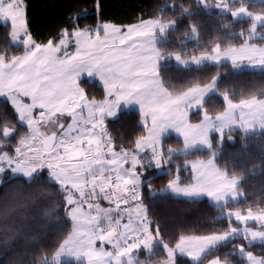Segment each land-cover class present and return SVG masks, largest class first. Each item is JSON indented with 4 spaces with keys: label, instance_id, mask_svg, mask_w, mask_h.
<instances>
[{
    "label": "snow or ice",
    "instance_id": "snow-or-ice-1",
    "mask_svg": "<svg viewBox=\"0 0 264 264\" xmlns=\"http://www.w3.org/2000/svg\"><path fill=\"white\" fill-rule=\"evenodd\" d=\"M198 2L209 7L204 0ZM93 4L95 9L102 7L99 0H93ZM214 7L221 8V5L218 3ZM222 10L230 12L232 17L252 18V33L258 24L264 25V16L250 13L243 0L235 10L227 3ZM0 21L10 27L8 36L12 43L19 42L23 48L20 55L0 53V97L10 104L18 121L26 125V131L19 133L5 123L7 117L0 118V138L19 136L14 154L0 152V174L6 171L21 174L31 182L46 171L48 179L64 192L68 217L72 221V230L59 244L53 260H45L42 264H60L59 258L65 254L76 261L84 257L87 264H134L133 250L151 251L154 241L161 243L169 257L164 264H174L172 258L177 250L197 262L203 254L236 235H242L249 243L257 239L264 241V210L257 215L251 210L247 215L239 211L227 213L228 218L234 217L237 222L260 223L261 230L229 227L222 234L181 236L175 248L163 243L158 229L155 238L151 234L153 224L147 217L140 191L144 173L137 168H143L144 161L138 150L147 145L151 150L149 165L154 163L157 169L162 162H171L173 149L167 150L168 160H165V153L158 150V133L164 131L165 121L176 120L179 114L180 122L174 127L184 138L185 151L202 144L211 152L213 143L209 127L223 134L226 122L235 123L237 108L242 112L248 109L250 114L258 110L259 127L264 129V98L253 96L237 104L227 93L222 94L227 104L223 113L212 118L205 112L199 124L187 123L184 119L187 109H203L205 98L216 90L218 77H213L212 83L204 87L193 86L176 95L164 87L159 61L170 58L171 54L160 53L156 44L158 37L166 34L175 21L166 24L163 19H141L139 24L121 28L101 18L94 27L73 30L66 27L57 37L44 42L37 41L29 29L24 0H0ZM191 32L197 33L195 26L191 27ZM220 48L217 44L211 49L213 55L193 56L191 61L182 59L186 53H177L174 58L187 66L189 63L201 65L205 61L218 64L223 57L230 59L236 69L245 60L253 68L264 69V48L247 42L239 47L230 46L223 53ZM85 76L98 77L102 81L106 97L103 101L87 99L88 94L81 86ZM122 103L138 104L145 123L149 113L151 115L148 136L137 139L134 150L121 148L116 151L105 126L106 120L118 117ZM239 119L243 120V115ZM240 127L245 128L243 124ZM211 154L215 157V152ZM199 163L201 168L205 166L204 162ZM207 164L212 166L213 160H208ZM191 167L192 182L180 186L177 175L168 184L172 192L191 198L206 195L217 202H227L229 197L236 199L239 195L236 191L238 181L229 179L226 172L215 169L206 180L205 173L196 175L199 171L196 163ZM99 199L115 207L101 208ZM132 209H140L135 213V224ZM124 213H128L127 220ZM97 241L99 247H96ZM105 244L111 249L105 248ZM239 252L248 264H264V257L246 252L244 245L239 246ZM210 264H222V261L216 257Z\"/></svg>",
    "mask_w": 264,
    "mask_h": 264
},
{
    "label": "trees",
    "instance_id": "trees-1",
    "mask_svg": "<svg viewBox=\"0 0 264 264\" xmlns=\"http://www.w3.org/2000/svg\"><path fill=\"white\" fill-rule=\"evenodd\" d=\"M99 2L102 7L95 9L93 0H24L29 29L37 41L44 42L50 37H57L66 27H94L101 18L106 22L125 25L139 19L162 16L163 19L175 21V24L157 43L158 48L166 52L186 53L183 55L185 57L211 52L217 44L221 45L222 50L240 46L246 41L251 23L250 19H233L229 13H219L214 8L204 10L196 0ZM245 3L253 11L264 14V0ZM192 26L196 27L197 33L188 38L192 34ZM260 28H264V25ZM9 32L8 25L0 23V53L7 51L9 55H14L23 48L11 42ZM249 40L263 42L264 38ZM159 67L164 87L173 94L191 86L206 85L212 82L213 77H218L215 92L205 98L203 111L209 115L226 108L223 93H227L233 103L253 96L264 97V69L261 68L235 69L229 62H204L197 66L182 67L170 60L163 61ZM81 86L89 97L104 98V91L95 80L84 77ZM200 112H190L189 119L199 118ZM2 117H7L5 123L13 125L17 132L23 133L25 130L16 121L12 107L5 99H0ZM105 126L114 141V147H131L146 131L136 109L120 110L117 118L106 120ZM17 137L13 135V142ZM211 140V152L217 153L215 164L228 176L240 179L237 188L242 196L235 201H227L223 206H215L206 198H180L159 191L177 171L182 175L180 182L189 181L188 163L197 159L205 160L212 154L206 148L173 155L165 172L145 176L140 190L147 216L153 224L152 230L158 229L160 239L169 247L174 246L181 236L221 233L231 226H240L233 219L221 216L225 210L264 208V129L244 133L232 128L222 135L211 133ZM182 146L181 139L173 134L164 136L161 142L165 156L169 148L180 149ZM13 201L16 206H12ZM64 210L63 191L45 174L36 176L31 182L19 175H6L0 183V264H42L45 260L49 261L71 229ZM42 214L46 217H40ZM21 215L26 216V223L19 221ZM37 223L43 229L29 235ZM239 244L264 257V241L247 243L242 235H238L205 253L197 262L185 255L175 254L174 264H202L204 259L212 256L220 257L228 264H244V258L235 251ZM141 255L145 263L158 262L167 256L161 243L154 244L152 253ZM60 264L80 263L64 260Z\"/></svg>",
    "mask_w": 264,
    "mask_h": 264
},
{
    "label": "rangeland",
    "instance_id": "rangeland-1",
    "mask_svg": "<svg viewBox=\"0 0 264 264\" xmlns=\"http://www.w3.org/2000/svg\"><path fill=\"white\" fill-rule=\"evenodd\" d=\"M196 1L198 2V0H196ZM247 1H250V0H243V3H244L245 7L248 9V11H249L250 13H252L253 15H262V16H264L263 13H261V12H257V11H253L252 9L248 8L247 5H246V3H245V2H247ZM240 2H241V0H204V3H206V4L209 5V7H207V8L204 7L203 4H201V3H199V2H198V3L202 6V8H203L204 10H210V8H214V9H215L217 12H219V13H229V14H230V12H228V11H223V10H222V8H223V4L227 3V4H229L230 7H232V10H235V7H238L239 4H240ZM218 3L221 5V8H216V7H214V5H215V4H218ZM164 5H165V4H164ZM230 15H231V14H230ZM161 17H162V16H161ZM161 17H160V16H159V17H158V16H157V17H149V18H145V19H143V20L147 21V20L163 19V18H161ZM232 18H233V19H250L251 23H250L249 31H248L247 34H246V41H245V42H247L248 44H253V45H255L257 48H264V41H263V42H255L254 40H253V41H252V40H249V39H262V38H264V28H260L261 25L258 24L255 33H252V32L250 31L251 24L254 22V21H252V18H250V17H248V16H246V15H241V16H238V17H232ZM140 21H141V19H139L138 22H136L135 24H139ZM163 21H164V23L167 24V23H169V22H171V21H173V20H170V19H166V18H165V19H163ZM0 23L5 24V22H3V21H0ZM109 23H113V22H109ZM8 24H10V22H8ZM114 24H115V23H114ZM6 25H7V24H6ZM116 25L119 26V27H121V28H123V27L128 26L129 24H126V25L116 24ZM131 25H133V24H131ZM173 26H174V25H173ZM173 26H172V27H173ZM8 27H9V26H8ZM172 27H170V28H172ZM9 28H10V27H9ZM84 28H86V27L79 28V29H84ZM170 28H169V29H170ZM169 29H168V30H169ZM69 30H73V29L71 28V29H69ZM164 35H165V34H164ZM164 35L158 37V41H157V43L163 40ZM192 36H194L193 33H192L191 35H189L188 38H190V37H192ZM11 42H12V41H11ZM245 42H244V43H245ZM244 43H243V44H244ZM15 44H19V42H16ZM19 45H20V44H19ZM233 47H235V46H233ZM238 47H239V46H238ZM156 48L158 49V51H159L160 53H163V54H165L166 56H167L168 54H171L170 58H166V59H164V60L159 61V65H160L163 61H169V60H170V61H172V62H173L175 65H177V66L185 67V65H182V64L178 63V62L175 60V58H174L175 55H176L177 53H179V52H166V51L160 50V49L158 48L157 44H156ZM227 49H228V48L223 49V50L220 49V52L223 53V52H225ZM22 53H23V49H22L21 52H19V53H17V54H14V55H20V54H22ZM213 54H214V53H212V52H208V53H200V54H198L196 57H199V56H206V55H213ZM192 57H193V56H189V57L182 56V59H183V60H186V61H191ZM205 62L214 63V62H211V61H205ZM222 62H229V63H231V60H230V59H225V58L222 57L220 63H222ZM203 63H204V62H203ZM215 64H217V63H215ZM218 64H219V63H218ZM231 64H232V63H231ZM189 65H190V66H191V65H193V66H197V65L192 64V63H189L187 66H189ZM240 68H252V69H258L259 67L253 68V67H251V66L248 64V61L245 60ZM235 69H236V68H235ZM83 78H84V77H83ZM85 78H87L88 80H95L96 83L99 84V85L102 87L103 91H104V98H103V99H97V98H93V97H89V96H87V99H88V100H92V99H94V100H96L97 102L103 101L106 97H105V90H104V86H103L102 81H100L98 77L88 78L87 76H85ZM210 83H212V82H210ZM210 83H208V84H210ZM208 84H206V85H208ZM206 85H203V86L195 85V86L204 87V86H206ZM191 87H193V86H191ZM189 88H190V87H189ZM189 88H187V89H185V90H183V91H181V92H179V93L186 92ZM179 93H177V94H179ZM173 95H176V94H173ZM209 95H210V94H209ZM261 98H264V97H261ZM0 99H5V98L0 97ZM238 103H239V102H237V104H238ZM226 108H227V104H226ZM226 108H225L223 111H221V112H219V113H216L215 115H209V114H207V115H208L209 117L215 118L217 115H220L221 113H223V112L226 110ZM123 109H136V110L140 113V123L144 126V128H145V130H146V131H145V134H144L143 136H141V137H145V138H147V136H148V131H149V130L151 129V127H152V124H151V115H150V113H149V115H148V117H147V123H145V122H144V118L142 117L141 112H140V106H139L138 104H135V103H132V104H125V103H122V104H121V107L119 108L118 111L123 110ZM12 110H13V109H12ZM196 110H198V109H196L195 107H193V108H191V109H187V113H188V114H187L186 117H184V119L187 121V123H190V124H199V123L203 120V117H204V115H205V112L203 111V109H199V110H201V112H200L201 116H200L199 118L194 119V120H190V119H189V114H190V112H192V111H196ZM144 111L147 113V112H148V109L145 108ZM13 112H14V111H13ZM14 114H15V112H14ZM241 115H243V117H244L243 120L239 119V117H240ZM15 117H16V121H17L19 124H21V123L18 121V117H17L16 114H15ZM85 118H87V111H85ZM180 119H181V117L179 116V114H177V118H176V120H172L171 118H169L167 121H165V125H166V126H165V125H162V127H164V131H163L162 133H158V136H159L158 150H160V151H162V148H161V142H162V139H163L164 136H166V135H168V134H173V135H175V136H178V137L181 139V141H182V143H183L182 148H180V149H173V152H172L171 158H172L173 155H183V154H186V153H188V152H191V151H193V150H195V149H206V148H207L206 146H204V145H202V144H197L196 147H194V148H190V149H188L187 151H185L184 138H183V136H182L179 132L176 131V129H175V127H174V125H175L176 123H179V122H180ZM234 120H235V123H232L231 121L225 123L224 131H226V130H228V129H232V128L239 129V130L243 131L244 133L256 132V131L262 130V129L259 127V124H260V117H259V114H258V110H255L254 113H251V114H250V111H249L248 109H244L243 112H242L239 108H237V109L235 110V112H234ZM241 124H243V125L245 126V128L250 129V130L245 131V128H241V127H240ZM7 125H8V124H7ZM21 125H23V124H21ZM8 126H11V125H8ZM23 126L25 127V130H23V132H25V131H26V125H23ZM253 126H255V127H253ZM11 127H14V126L12 125ZM211 133H216V134L222 135V134H220V133H217L212 127H209L208 134H209L210 139H211ZM141 137H139L138 139H140ZM12 139H13V136H12L11 138H0V144L3 145L2 147H0V152H2V151H8L9 154H14V149H15V147L18 145L19 136L16 138V140H15L14 142H13ZM121 148H123V149H125V150H134V149H135V144H134L133 146H131V147H114V149H115L116 151H119ZM216 154H217V153L215 152V156H216ZM138 155H139V156L143 159V161H144V166H143V168H140L139 166H138V168H137L138 171H142V172L144 173V175H143V177H142V180H143V181L145 180V176H147V175L156 174V173H161V172H165V171L167 170V164H168V163H163V162H162V166H161V168H159V169L155 168L154 163H153L152 165H149V160H150V157H151V150H150V148L147 147V145H143V146L138 150ZM168 159H169V157H168V156H165V160H168ZM210 159L213 160V165H212V166H209V165L207 164V161L210 160ZM214 159H215V157H213V156L211 155L210 157H208V158L205 159V160L197 159V160L190 161V162L188 163V165H189V173H190L189 177H190V179H189V181H187V182H180V186H183V185H185V184H189V183L192 182V178H193V169H192V167H191L192 163H196V164H197V169H199V171L196 173L197 176H199L201 173H205V174H206V177H205L206 180H207L208 177H211V176L213 175V171H214L215 169H219V168L217 167V165L215 164ZM199 162H204V165H205V166H204L203 168H201ZM125 167H128V165H125ZM151 169H153V170H151ZM219 170H220V169H219ZM221 171H222V170H221ZM187 173H188V171H187ZM41 174H45V175L47 176V172H46V171L42 172ZM6 175H8V176H15V175L22 176L21 174H15V175H13L11 172L6 171L5 173L0 174V183L5 179V176H6ZM177 175H179L180 178L182 177V175L177 171V172L173 175V178L169 179V180L167 181V183L164 185V187H162L159 191H161V192H169V194H171L172 196L180 197V198H187V199L206 198L211 204H213V205H215V206H223V205L226 203L225 201H219V202L214 201L213 199H211L210 197H208V196H206V195H202V196H199V197L191 198V197H185V196H183V195H180V194H177V193L172 192V191L168 188V184H169L170 180L174 179ZM22 177H23V176H22ZM24 178H25V177H24ZM47 178H48V177H47ZM228 178H229V179H231V178H235L238 182H239V180H240L238 177H235V176H233V177L228 176ZM25 179H26V178H25ZM237 185H238V184H237ZM236 191L239 193V195L237 196V198H236V199H232L231 197H229V198L227 199V201H235V200H237L239 197L242 196L241 191H240L237 187H236ZM63 197H64V192H63ZM13 200H15V198H14ZM99 200H101V199H99ZM102 200H103V199H102ZM98 202H100V201H98ZM103 202H104V205L101 206V208H109V207H112V208H113V206L110 205L107 201L103 200ZM14 203H15V201L12 202V206H16V205H13ZM64 203H65V199H64ZM144 206H145V205H144ZM139 210H140V209H138V211H139ZM249 210H251V211L253 212L254 215H257V214H259L262 210H264V208H259V209H247V210H244V211H242V210H237V209H234V210H225V211L221 214V216H223V217H225V218H228V217H227V213H228V212L235 213V212H237V211L241 212V213L244 214V215H247V213H248ZM64 215H65V217H67V218L69 219V221L71 222V229H70V231H69V232H71V230H72V221H71L70 218L68 217V213H67V205H66V203H65ZM40 217H46V216H44V214H42V216H40ZM147 217H148V216H147ZM26 219H27L26 216L21 215V219H20L19 221L22 222V223H26ZM148 219H149V218H148ZM230 219H233L235 222H237V221L235 220L234 217H232V218H230ZM149 220H150V219H149ZM133 221H134V224H135V216H133ZM49 223L51 224V222H49ZM237 223L240 224V226L236 227V228H239V229H243V228H245V227H248V228H251L252 230H261V224L258 223V222H256V221H248L247 224H244V223H241V222H237ZM231 227H234V226H231ZM42 229H43V228H42L41 226H39V224L37 223V225L32 229V231H30L29 235H30V234H35V233L41 231ZM8 231H10V230H8ZM222 233H223V232H221V233H213V234H208V235L222 234ZM151 234H152V236L155 238V237H156V230H155V231L151 230ZM17 236H18V233H17L16 237H17ZM190 236H198V235H190ZM190 236H184V237H190ZM200 236H205V235H200ZM236 236H238V235H236ZM249 240H251V237H249ZM155 242H159V241H154V243H155ZM179 242H180V240H179L177 243H179ZM246 242L249 243L248 241H246ZM255 242H261V241H259V240L257 239L256 241H254V242H252V243H255ZM159 243H160V242H159ZM177 243H176V244H177ZM176 244H175V245H176ZM175 245L172 246V247H170V248H175ZM240 245H242V244L237 245L235 251H236V253H237L238 255L242 256V255L240 254V252H239V246H240ZM99 246H100V245H99V241H97L96 247H99ZM153 246H154V245H153ZM244 247H245V246H244ZM105 248L111 249V246L105 244ZM142 250H143V251H142ZM245 251H246V252H247V251H251L255 256H257V257H262L261 255H258V254H256V253H254L252 250H250V249H248V248H246V247H245ZM133 252H134V264H136V261H139L140 264H164V262L167 261V260L169 259V257L166 256V258H164V259H162V260H160V261H158V262L145 263V262H142V260H143L144 258L142 257L141 253H142V254H144V253H145V254H150V253L153 252V248L151 249V251H148V250H145V249H142V248H141V249H138V250H133ZM143 252H144V253H143ZM166 254H167V253H166ZM175 254H180V253H179V251L177 250V251L174 253V255H175ZM181 255H185V256H187L190 260H192L191 257L188 256L187 253H184V254H181ZM54 256H55V254H54ZM54 256H53L52 258H50L49 261H52L53 258H54ZM64 256H67V258H70V260H75L72 256H69V255L65 254V255H62V256L59 258V261H60V262L63 260ZM203 256H204V254L201 256L200 259H202ZM242 257L244 258V264H248V261H247L246 257H244V256H242ZM215 258H216L215 256H212V257L206 258V259H204V260L202 261V264H210V262H211L213 259H215ZM172 259H173V261H174V256H173ZM80 260H83V261H84L83 264H87V260H86V258L82 257ZM75 261H76V260H75ZM221 261H222V264H223V262H224L225 260L221 259ZM227 264H228V262H227Z\"/></svg>",
    "mask_w": 264,
    "mask_h": 264
},
{
    "label": "crops",
    "instance_id": "crops-1",
    "mask_svg": "<svg viewBox=\"0 0 264 264\" xmlns=\"http://www.w3.org/2000/svg\"><path fill=\"white\" fill-rule=\"evenodd\" d=\"M136 22H138V20L137 21H135V22H133V23H130L129 25H131V24H135ZM126 25V24H125ZM140 114V113H139ZM100 202V206H103L104 205V202H103V200L101 199V200H99ZM130 204L131 203H133L132 201H130L129 202ZM138 211V209H132V217L133 216H135V213ZM124 216H125V220H127V216H128V213H124ZM70 225H71V222H70ZM156 243H159V242H155L154 244H156ZM64 260H67V261H75V260H70V258H67V256H64V258H63V260L62 261H64ZM76 262H79L80 264H83L84 263V261L83 260H80V261H76Z\"/></svg>",
    "mask_w": 264,
    "mask_h": 264
},
{
    "label": "built area",
    "instance_id": "built-area-1",
    "mask_svg": "<svg viewBox=\"0 0 264 264\" xmlns=\"http://www.w3.org/2000/svg\"><path fill=\"white\" fill-rule=\"evenodd\" d=\"M121 207L123 208V207H124V205H121Z\"/></svg>",
    "mask_w": 264,
    "mask_h": 264
}]
</instances>
